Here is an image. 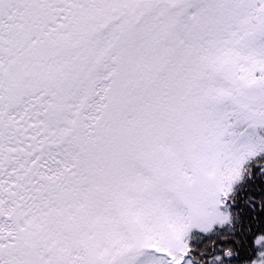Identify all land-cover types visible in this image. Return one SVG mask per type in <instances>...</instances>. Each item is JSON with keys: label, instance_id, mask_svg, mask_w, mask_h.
<instances>
[{"label": "snow or ice", "instance_id": "6c2138e0", "mask_svg": "<svg viewBox=\"0 0 264 264\" xmlns=\"http://www.w3.org/2000/svg\"><path fill=\"white\" fill-rule=\"evenodd\" d=\"M0 264H264V0H0Z\"/></svg>", "mask_w": 264, "mask_h": 264}]
</instances>
